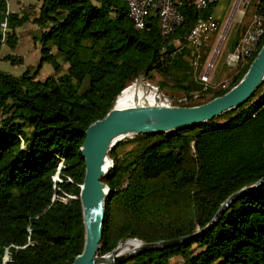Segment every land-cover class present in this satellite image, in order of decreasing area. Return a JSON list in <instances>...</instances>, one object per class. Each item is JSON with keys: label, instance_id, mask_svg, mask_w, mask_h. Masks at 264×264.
Wrapping results in <instances>:
<instances>
[{"label": "trees", "instance_id": "trees-1", "mask_svg": "<svg viewBox=\"0 0 264 264\" xmlns=\"http://www.w3.org/2000/svg\"><path fill=\"white\" fill-rule=\"evenodd\" d=\"M218 1L200 11L183 3L182 22L160 36L154 11L147 12L142 28H135L124 0H41L38 6L21 4L18 12L7 11L6 0H0L4 43L10 49L17 27L28 21L39 28L33 37L37 65L15 76L0 70V264H71L82 244L80 206L70 199H79L72 194L83 176L84 129L139 76L156 74L160 88L195 90L202 98L207 90L192 78L189 51H170L169 41L182 39ZM256 9L264 12V0ZM243 28L231 26L226 48ZM263 41L264 32L248 60L208 99L239 80ZM201 48L198 66L205 57ZM3 57L10 64L21 61ZM43 62L52 72L35 79ZM262 84L264 79L246 101L212 120L134 135L136 145L124 158L115 151L120 140L110 148L100 254L126 239L171 240L200 230L231 193L264 175ZM60 158V181L51 185ZM57 186L63 196L52 199ZM173 257L180 258L179 264H264V182L232 200L201 234L141 251L119 264H174Z\"/></svg>", "mask_w": 264, "mask_h": 264}, {"label": "water", "instance_id": "water-1", "mask_svg": "<svg viewBox=\"0 0 264 264\" xmlns=\"http://www.w3.org/2000/svg\"><path fill=\"white\" fill-rule=\"evenodd\" d=\"M169 50H173L172 45L169 46ZM263 79L264 41L239 80L220 95L194 105L145 104L115 108L112 103L111 107L100 118L90 122L84 129L83 139L79 147L80 156L83 159L82 181L79 185V191L72 194L78 196L79 199L78 201L70 199L80 206L82 228L81 249L73 257L71 264H119L141 251L180 244L201 234L205 228L212 225L232 200L246 191L262 185L264 175L254 183L231 193L221 203L209 222L191 234L171 240L145 243L134 238L126 239L135 240L138 243L137 246L124 253L114 254L118 244L126 241L124 240L118 242L110 251L103 254L99 253L104 199L108 191L103 177L111 166L108 151L120 140L119 136L167 133L171 130H180L212 120L246 101ZM106 160L109 161L108 167L104 166Z\"/></svg>", "mask_w": 264, "mask_h": 264}, {"label": "built area", "instance_id": "built-area-1", "mask_svg": "<svg viewBox=\"0 0 264 264\" xmlns=\"http://www.w3.org/2000/svg\"><path fill=\"white\" fill-rule=\"evenodd\" d=\"M127 6V15L135 28H142L144 23V17L151 9L154 11V15L157 21V28L160 36H166L171 33L175 27L182 22V14L180 8L183 3L191 5L194 9L200 11L204 10L209 4L215 0H124ZM259 0H232L229 13L233 14L238 12L240 16L249 7L252 2V16L246 30L242 33L237 42L230 48H226V39L229 33L228 25L224 22L220 24L216 22L212 15L196 19L192 27L183 36L182 39H171L169 44L173 46L175 51H182L187 49L190 56V64L192 68L197 67L198 57L200 54L201 44L208 38L212 39V44L207 52L201 71L198 74V82L203 86L202 89H207V85L212 87L215 84L209 82L212 76V70L215 68L217 59L224 47L223 63H239L242 66L253 52L259 37L264 32V12H259L256 9V5ZM6 29L5 18L0 22V37L3 39ZM169 45V46H170ZM226 84H220L219 88H222ZM147 89L151 91L152 104L170 106V105H186L198 96L197 92H191L190 94L178 93L173 96L162 93L157 85L150 82H146ZM62 166V159H59L55 172L51 175L52 184L54 185L60 178L58 172ZM57 179V181H55ZM58 191L51 192L52 199L59 196L58 193L63 195L62 189L58 186ZM28 225V231H29Z\"/></svg>", "mask_w": 264, "mask_h": 264}, {"label": "rangeland", "instance_id": "rangeland-1", "mask_svg": "<svg viewBox=\"0 0 264 264\" xmlns=\"http://www.w3.org/2000/svg\"><path fill=\"white\" fill-rule=\"evenodd\" d=\"M231 1L232 0H227L226 2H224L223 0H219L217 2V4L213 7L211 15L214 17L216 22H219L220 24H223L225 22L228 25V30H229V28H231V26H234V25L239 27V28L240 27H244L243 30H246V26L249 25L250 20H251V16H252V2L249 5V7L243 12V15L240 16V14L238 12H235L233 14L228 15L229 9H230V5H231ZM8 5H9L8 4V0H6V10L7 11H9L8 10ZM28 31L29 30H28L27 27L19 29V35H20V39H18L19 42H18L17 37H16V43H19L18 47L17 48L15 47V46H17L16 43H15V46L12 49H10L4 43V41H5V33H6V29H5L3 39H1V37H0V45H1L0 46V70L1 71H4L6 73H9V74L15 76V75H18L24 68L32 69V68H34L37 65L38 60L36 59V52L33 51L31 48H28L26 46V44L24 43L22 37H21L22 35L23 36L27 35ZM37 33L34 32V35H37ZM27 38H28V36L26 37V39ZM211 44H212V39L211 38L206 39L202 43V45L205 46V52H204L205 53V57L207 56V52L209 51V48H210ZM202 45H201V47H202ZM201 47H200V51L202 49ZM223 49H224V47H223ZM223 49H222V51H223ZM25 52H26V54H25ZM5 54H10L12 56L19 57L20 60L22 61V65L13 66L14 64H10L9 62H7L5 60V58L3 57ZM220 55H221V53H220ZM220 55H219V57H220ZM219 57H218L217 62L215 64V68L212 70L211 73L214 74V71H216V72H215L214 75L211 76V78L209 80L210 84L213 83V84H215V86L212 87L211 85L208 84L207 85V89H206L207 91L202 93L203 97L201 98L200 95L196 96L192 100V103L198 104V103L203 102V100L208 99L210 94H211V91L217 90L220 87V84H226L228 82L230 74L233 71L238 69L239 63H236V62L235 63H231V64H224L223 63L221 65V61L222 60L218 61ZM203 59H205V58H203ZM203 61H202V64H203ZM202 64L200 66L197 65L198 68L197 67L192 68L193 70H195L194 72H192V78L195 81L198 80L197 77H198V74L201 71ZM43 66L44 65L41 64L39 70L37 71V73L35 75V79L42 80L46 75H48V74H50L52 72V68H51V66L49 64H47L48 69L47 68H43ZM65 66H66V64H63L62 68L64 69ZM134 79L131 80V81L134 80L133 82H131V81L128 82V83L131 82L129 84V86H131L137 79H140L139 81L144 83V84H146V82H150V83H152L154 85H157L158 89L162 93H164L166 95L173 96V95H176L178 93H182L180 91H172V90H170V89H168L166 87L160 88L158 86V84H157V81L160 80V77L158 75H156V74L154 75V77L152 79H148V78L145 79L144 76H139V77L134 78ZM83 82H86V81H83ZM129 86H127V87H129ZM142 86L145 89L147 88L144 85H142ZM263 88H264V84H262L260 89H263ZM192 92H197V91L194 90ZM133 137H134V135H131V136L129 135L127 137L120 138L121 144H119V146L115 150L118 157H122V158L126 157L128 152L135 147L137 141L131 140V139H133ZM58 194H60V193H58ZM4 258H5V255H4ZM171 262L174 263V264H179L180 258L179 257H173V258H171Z\"/></svg>", "mask_w": 264, "mask_h": 264}, {"label": "bare ground", "instance_id": "bare-ground-1", "mask_svg": "<svg viewBox=\"0 0 264 264\" xmlns=\"http://www.w3.org/2000/svg\"><path fill=\"white\" fill-rule=\"evenodd\" d=\"M140 79H137L131 86L126 85L120 93L117 95L115 101H114V107L115 108H126V107H132V106H140L149 104L151 105V98L152 94L151 91H149L147 88L145 89L142 85L145 87L146 84L139 81ZM133 82V81H132ZM129 86V87H127ZM127 87V88H126ZM126 88V89H125ZM129 135H122L119 136V138L127 137ZM105 167L109 166V161L106 160ZM137 242L135 240H129L124 241L123 243L118 244L116 249L114 250V254H121L126 251H128L130 248L137 246Z\"/></svg>", "mask_w": 264, "mask_h": 264}, {"label": "crops", "instance_id": "crops-1", "mask_svg": "<svg viewBox=\"0 0 264 264\" xmlns=\"http://www.w3.org/2000/svg\"><path fill=\"white\" fill-rule=\"evenodd\" d=\"M40 1L41 0H8V4H9L8 5V10L11 11V12H18L19 11V7H20L21 4L24 5V6L27 5V4H34V5L38 6L40 4ZM25 27H27L29 31H28L27 35H25V36L22 35L21 37H22L24 43L26 44V46L28 48H31L33 51L36 52V59L38 60V50H39V47H38V44L33 41V37L35 36L34 35V32L37 33L38 30H39V28L35 24L30 23L28 21L24 22L22 25H20L19 27H17L16 30H15L17 40L20 39L19 29H22V28H25ZM27 36H28V38L26 39ZM18 42H19V40H18ZM18 44L19 43H16V45H17V46H15L16 48L18 47ZM25 54H26V52H25ZM47 64H48L47 62H43L42 63V65H44L43 68H47L48 69ZM19 65H22V61L19 64H14L13 66H19ZM235 72H236V70L233 71L230 74V76H232V74H234Z\"/></svg>", "mask_w": 264, "mask_h": 264}]
</instances>
